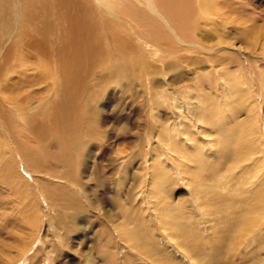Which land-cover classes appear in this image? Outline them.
I'll return each instance as SVG.
<instances>
[{
    "label": "rangeland",
    "instance_id": "obj_1",
    "mask_svg": "<svg viewBox=\"0 0 264 264\" xmlns=\"http://www.w3.org/2000/svg\"><path fill=\"white\" fill-rule=\"evenodd\" d=\"M210 1L166 16L181 43L131 36L144 63L131 90L89 91L96 121L71 130L85 102L43 143L1 132L30 164L0 145V264H264V0ZM57 53L21 68L61 81Z\"/></svg>",
    "mask_w": 264,
    "mask_h": 264
},
{
    "label": "bare ground",
    "instance_id": "obj_2",
    "mask_svg": "<svg viewBox=\"0 0 264 264\" xmlns=\"http://www.w3.org/2000/svg\"><path fill=\"white\" fill-rule=\"evenodd\" d=\"M197 1L0 0V145L3 149V158L5 155L8 156L5 159L6 163L10 159L9 154L12 153L20 154L27 165L30 164V159L25 158L21 145L4 140L2 131L7 129L9 133L14 131L25 133L28 127H32L36 129L37 137L43 143L44 130L52 135L59 131L58 129L67 127L70 123L71 110L85 102H88L85 112L90 117L84 113L82 118L73 120L71 130L84 121H93V118L96 121L93 116L96 115L97 102H89V91L101 86L103 90L100 96L103 97L106 91L113 88H117L118 91L124 90L123 92L131 90L136 80L134 74L136 66L142 63L136 58H140L138 56L140 50L146 49L135 41L136 36L154 45H163L166 49V34L171 35L172 32L174 36L172 43L176 41L181 43L175 38V35L179 37L176 27L170 26V23L183 28L181 21L187 24L191 15L196 18ZM216 1L222 4L219 0ZM200 2L203 9L207 4L214 9L209 4L210 0ZM218 4L216 2V5ZM166 16L170 23H166ZM131 36H134L135 40ZM54 52H58L60 61L50 62H59L61 81L53 76L43 81L41 75L29 74L25 71L30 69L21 68V63L34 61L36 65L32 67L37 71L41 65L53 66L46 54L53 53L51 58L54 59ZM132 54L137 56L135 61L134 58L129 60ZM142 54L143 52L140 54L141 58ZM89 77L99 80L90 82ZM81 87L86 90L85 93ZM97 98L98 94H94L91 99ZM93 103L95 108L92 107ZM64 109L67 111L63 112ZM19 117L26 122L23 123ZM79 146L80 143L73 140L71 153L75 154ZM57 157L61 159L59 155ZM32 220L31 218L30 226ZM19 243L23 246L21 242Z\"/></svg>",
    "mask_w": 264,
    "mask_h": 264
}]
</instances>
